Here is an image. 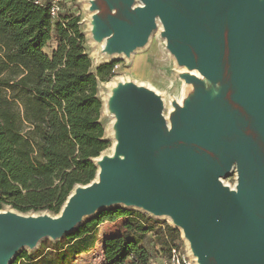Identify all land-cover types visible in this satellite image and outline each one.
<instances>
[{"label": "water", "instance_id": "1", "mask_svg": "<svg viewBox=\"0 0 264 264\" xmlns=\"http://www.w3.org/2000/svg\"><path fill=\"white\" fill-rule=\"evenodd\" d=\"M90 3L104 54L130 56L162 24L168 50L198 75L183 74L194 93L167 120L157 94L120 84L108 99L115 154L95 159L98 179L77 186L57 217L0 210V264L122 206L169 217L197 264H264V0ZM234 172L232 190L222 180Z\"/></svg>", "mask_w": 264, "mask_h": 264}, {"label": "trees", "instance_id": "2", "mask_svg": "<svg viewBox=\"0 0 264 264\" xmlns=\"http://www.w3.org/2000/svg\"><path fill=\"white\" fill-rule=\"evenodd\" d=\"M80 18L32 0H0V210L20 214H60L79 185L98 174L95 159L110 147L101 123L100 84L116 64L94 69L86 52ZM52 41L57 48L49 55ZM132 216L120 207L102 211L65 236V246L18 255L12 264H69L96 248L98 227ZM126 229L144 235L152 221L143 217ZM165 257L181 247L178 229L166 225L156 232ZM106 264H151V255L135 237L104 241Z\"/></svg>", "mask_w": 264, "mask_h": 264}, {"label": "rangeland", "instance_id": "3", "mask_svg": "<svg viewBox=\"0 0 264 264\" xmlns=\"http://www.w3.org/2000/svg\"><path fill=\"white\" fill-rule=\"evenodd\" d=\"M90 2L91 0H73L72 8L74 11L73 14L80 18L79 26L86 38V52L93 61L94 69L103 64H116L113 76L107 82H102L100 84L99 91V96L104 105L101 115V123L105 127V138L110 143V147L102 154V156H112V147L116 142V119L107 108V101L111 94V88L107 84L112 83L115 80H122L153 91L162 99L164 103V116L169 115V113L174 110V103L183 105L194 93V87L188 84L184 79V72L176 58L168 50L167 41L163 37L162 33L156 34L150 43L138 49L139 52L131 60L114 58L112 56L105 55L103 51L105 47L104 42H93L94 38L91 25L94 12L90 9ZM56 48L57 43L52 41L46 47L45 52L51 55L53 50ZM222 182L224 185L234 188L237 185L236 172L223 179ZM120 208L128 210L132 216L121 218L114 223L105 222L101 224L98 227V242L96 248L87 254L76 256L69 264H106L103 254L104 241L109 237L121 235L137 238L140 241V244L150 253L153 262L161 264L162 258H165L166 252L164 251V247L158 241L156 232L159 229H164L167 224L172 226V220L169 217L153 216L143 210L125 208L123 206ZM110 209L112 208H107L106 210ZM8 210L17 212L9 206H4L3 209H1V211ZM101 212L102 211H99L93 217L85 218L84 222L97 217ZM46 213L48 212H32L25 215L39 216ZM50 215L53 217L59 216L58 214ZM143 217L152 221V229L148 233L144 235H134L126 229V224L131 220L130 218L140 222ZM179 232L181 235L180 243L185 245L184 233L181 230H179ZM67 242H69V240L65 237L60 241L44 239L36 246V248H27L26 250L20 251L18 255L24 251L29 254H33L40 251L44 247L65 246ZM183 248H187V246H183ZM129 262H131V259L127 261V263ZM193 264L197 263L193 262Z\"/></svg>", "mask_w": 264, "mask_h": 264}, {"label": "built area", "instance_id": "4", "mask_svg": "<svg viewBox=\"0 0 264 264\" xmlns=\"http://www.w3.org/2000/svg\"><path fill=\"white\" fill-rule=\"evenodd\" d=\"M37 5L46 6L50 9L51 16L56 20L62 13H74L72 5L73 0H32ZM187 246V248H183ZM197 263L194 258L190 246L185 242V245L181 243L180 248H173L171 254L168 257L162 258L161 264H193ZM151 264H156L151 260Z\"/></svg>", "mask_w": 264, "mask_h": 264}, {"label": "bare ground", "instance_id": "5", "mask_svg": "<svg viewBox=\"0 0 264 264\" xmlns=\"http://www.w3.org/2000/svg\"><path fill=\"white\" fill-rule=\"evenodd\" d=\"M91 26H92V28H93V25H91ZM163 31H164V29H163L162 24H160V23L158 22V27H157V29L154 31V33L152 34V36L150 37L149 43H150V41L152 40V38H153L156 34H158V33H162ZM93 42H96V40H94ZM103 42H104V44H105V43H106V40H104ZM138 52H139V51L136 50V51H134L130 56H126V55H124V54H118V53H109V52H105V54H106V55H109V56H112V57H114V58H122V59H125V60H131L134 56H136V54H137ZM181 68H182L184 74L197 75V73H195L194 71L189 70V69H188L187 67H185V66H182ZM197 76H198V75H197ZM125 83H127V82H126V81H122V80H115L114 82L107 84V85L111 88V94H110V96H113V95L116 93V91L118 90L120 84H125ZM204 83H205V86H206L207 90L210 91V92H212V96H216V95L218 94V92H219V86H218L217 84H214V83H212V82H210V81H207V80H204ZM107 108L110 109V103H109V101H107ZM172 111H173V110H172ZM172 111H171V112H172ZM171 112H170V113H171ZM170 113H169V114H170ZM165 117H166L167 120H169V115H166ZM115 119H116V118H115ZM116 120H117V119H116ZM116 120H115V122H116ZM116 146H117V141L114 143V145H113V147H112V151H111V155H112V156L115 154ZM100 160H101V157H99V158L97 159V162H100ZM96 179H98V177H97ZM230 188H231L232 190H235V187H234V188L230 187ZM137 210H138V209H137ZM171 224L173 225L172 222H171ZM185 242H186V244H187L188 246H190V242H189L187 239H185ZM194 258L196 259V261H198V258H197L196 256H194Z\"/></svg>", "mask_w": 264, "mask_h": 264}]
</instances>
